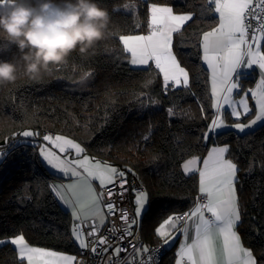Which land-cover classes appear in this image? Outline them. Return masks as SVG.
Returning <instances> with one entry per match:
<instances>
[{"label":"trees","instance_id":"obj_1","mask_svg":"<svg viewBox=\"0 0 264 264\" xmlns=\"http://www.w3.org/2000/svg\"><path fill=\"white\" fill-rule=\"evenodd\" d=\"M96 2L109 12L110 35L94 51L73 52L40 80L21 77L0 87V146L24 130L38 132L35 138L65 134L84 144L94 159L135 176L148 193L149 210L139 226L141 243L147 245L161 243L155 230L164 220L195 206L197 175H185L181 163L204 155L210 146L227 145L226 157L238 168L237 232L257 264H264V123L244 133L209 132L214 110L199 45L202 34L217 25L214 8L202 16L205 0ZM150 5L194 15L173 37V52L189 76L187 87L166 90L155 67L130 66L119 37L146 31ZM14 53V48L0 52V59ZM85 73L90 75L82 84ZM246 85L247 79L242 89ZM56 178L32 146L0 164V241L22 234L35 247L77 255L70 213L52 190ZM173 248L166 249L162 264H172ZM0 264H19L10 243L0 245Z\"/></svg>","mask_w":264,"mask_h":264},{"label":"snow or ice","instance_id":"obj_2","mask_svg":"<svg viewBox=\"0 0 264 264\" xmlns=\"http://www.w3.org/2000/svg\"><path fill=\"white\" fill-rule=\"evenodd\" d=\"M213 6L214 14H218V24L202 34L199 45L203 50V61L211 69L212 106L217 112L209 125V132L225 126L221 110L228 106L231 108V116L237 120L242 115L247 117L254 112V117L248 124L238 122L232 125L243 133L258 123H264V51L261 50V41L264 40V0H205L201 15L213 11ZM193 20L192 13L177 15L170 7L152 5L149 8L148 34L119 37L124 52L130 54L129 63L137 66L134 70H147L139 66L150 68L154 64L159 73L163 74L166 90L169 84L174 87L183 84L187 87L189 76L173 52V37ZM253 65H257L261 71L260 82L254 89H249L254 108L249 106L248 93H245L238 102L233 100L234 90L241 87L239 77L242 70ZM89 75L90 73H85V77ZM236 94L239 95V92ZM169 112L171 114V109ZM208 134L205 133V139L208 138ZM38 135V132L32 130L13 133V138L6 140V146H0V162H5L9 156L26 152L29 144L34 143L27 138ZM15 137L25 139H14ZM147 139L148 137H145V140ZM43 140L51 145V148L44 144L39 146L43 161L50 168L64 173L66 178H77L62 188L55 186L52 188L58 196H61L62 191L72 194L75 203L63 196L61 199L73 208V220H80L85 208H95L93 215L99 219V224L103 225L105 214L100 205L103 203L105 193L102 191L97 194L92 181L98 180L101 188L106 189L109 184L115 185L117 178L124 177L125 173L99 161L91 162L87 156L76 160H69L67 155L62 156L61 154H67L69 150H74L77 156L84 152V149L71 139L60 135L55 137L44 135ZM228 151L227 145L213 147L203 159L202 168H197L199 158H193L183 166L186 174L197 171L199 173L200 196L197 198L196 206L182 216H169L155 230L157 236L167 237L164 239V243L167 244L169 239L173 238L171 230L176 229L180 221H184V227L179 230L184 240L177 251L175 264H257L251 249L243 246L239 233L235 231L241 219L236 191L238 168L235 163L225 158ZM79 169H83V173ZM126 183V179H120V188L124 189ZM106 191L109 198L114 195L111 189ZM202 200L206 202H201ZM147 202L148 194L140 191L135 199L137 205L135 217L129 218L127 211L120 209L121 219L128 225L124 229L126 236L132 235L130 231L132 225L139 226L142 216L148 212ZM77 207L80 209L79 212L76 210ZM104 208L113 215L117 210L115 204L111 202L104 204ZM206 213L210 216H206ZM189 224L194 229L190 243ZM84 227L86 225L82 223H74L72 228V238L81 249L88 247ZM98 231L99 227L93 226L87 236L94 237ZM217 241L220 242L219 248ZM5 243L16 246L19 264H74L76 260L71 255L30 246L22 234L8 241H0V245ZM104 244H109V241L106 237H100L98 245ZM98 245H93V253H97ZM131 247L137 254L149 251L147 247L139 248L135 244H131ZM107 251L108 248L103 249V252ZM120 251L126 249L117 247L114 254L118 255ZM140 264L146 262L140 261Z\"/></svg>","mask_w":264,"mask_h":264},{"label":"clouds","instance_id":"obj_3","mask_svg":"<svg viewBox=\"0 0 264 264\" xmlns=\"http://www.w3.org/2000/svg\"><path fill=\"white\" fill-rule=\"evenodd\" d=\"M109 12L96 0H0V87L37 81L73 52L84 56L109 37ZM80 82H86L81 77Z\"/></svg>","mask_w":264,"mask_h":264},{"label":"built area","instance_id":"obj_4","mask_svg":"<svg viewBox=\"0 0 264 264\" xmlns=\"http://www.w3.org/2000/svg\"><path fill=\"white\" fill-rule=\"evenodd\" d=\"M255 24V21H253ZM164 83V82H163ZM171 88L173 85L169 84ZM126 179L127 183L124 185V189L119 186V180ZM106 189H111L114 195L109 198ZM106 189H100V192L104 191L105 195L103 198V203H101L102 210L106 214V221L103 225H100L96 220L93 219H83L79 221L84 227L85 238L88 241V247L85 249H78V254L80 258V264H140V261H145L146 264H162L163 256L166 253V248L162 243L158 244H147L143 245L141 243V229L137 225H132L130 231L131 236H126L124 229L128 227L127 223L121 219L120 209H124L129 214V218L135 217V207L132 203V195L140 191H145L144 185L135 177L124 176L122 178L118 177L115 185L109 184ZM122 193V195H121ZM200 196L199 191L196 193L195 206L197 203V198ZM114 203L116 206L115 214H109L108 210L104 208L106 203ZM206 202V201H201ZM181 212L176 216H182L184 213ZM178 225L181 227L184 225V221H180ZM93 226H98L99 231L94 237H88L87 233L91 231ZM100 237H106L109 244L98 245ZM123 237V239H121ZM97 244V253L92 252V247ZM131 244H135L139 248L147 247L148 252L137 254L135 250L131 247ZM119 247L126 249V251H120L118 255L114 254V250ZM104 248H108L107 252H103ZM151 258V259H149Z\"/></svg>","mask_w":264,"mask_h":264},{"label":"crops","instance_id":"obj_5","mask_svg":"<svg viewBox=\"0 0 264 264\" xmlns=\"http://www.w3.org/2000/svg\"><path fill=\"white\" fill-rule=\"evenodd\" d=\"M152 5L149 6V8L151 7ZM157 6H166V5H157ZM166 7H170V6H166ZM149 8H148V17H149ZM171 8V7H170ZM214 8V6H213ZM172 9V8H171ZM173 11V10H172ZM174 14H186V13H176L173 11ZM217 17H218V14H216ZM148 21H149V18H148ZM218 24V22H217ZM217 26V25H216ZM149 32V28H148V25H147V29L145 32L143 33H139L140 35H146L148 34ZM134 35H138V34H134ZM261 45H262V51H264V40L261 41ZM202 48V47H201ZM129 58H130V54H129ZM201 61H202V64L204 66V68L206 69L207 71V75H208V88H209V92H210V95H211V99H212V105H213V97H212V92H211V69L208 68L207 64L203 61V50H202V54H201ZM130 66H132L133 68H136L137 66H133L130 64ZM151 66L155 67L154 64H152ZM141 68H149V66H139ZM161 74V77L163 79V74ZM245 79H247V87L244 89H242V87H240V89L238 90H234V93H233V100L234 101H239L241 97L244 96L245 93H248V98H249V106L250 107H253L254 108V101L251 99V93L249 92V89H254L256 87V85L260 82L261 80V71L259 69V67L257 65H253L251 68H246V69H243L241 74H240V77H239V80H240V86L245 82ZM248 81H251L252 84L250 85L248 83ZM164 82V81H163ZM239 92V95L236 94V92ZM213 107V106H212ZM214 110V119L217 115V112H216V109L213 108ZM238 110H241L242 109H238ZM221 115L224 119V123H225V126L224 127H221V128H218L216 129L215 131L212 132V134H217L219 132H222V131H225V130H234L236 131L237 133H241L239 132L237 129H235L234 127H232L233 124L235 123H243V124H248L249 121L254 117V112L247 116L244 120L243 118L245 116H241L239 120H237V118L231 116V108H229L228 106H225V109H222L221 110ZM229 116L232 120L230 121H227L226 120V117ZM262 123H258L257 125L253 126L252 129H246L245 132L247 131H252L256 128H258ZM244 133V132H243ZM225 145H216V146H210L208 148V150L206 151V153L202 156H191L189 158H187L186 160H184L182 163H181V170L182 172L185 174V175H190V174H196L197 175V179H198V183H197V190L199 191V173L198 171L197 172H193V173H185L184 171V164L193 159V158H199L198 159V163H197V168H202L203 167V159L207 157L208 155V152L213 148V147H224ZM225 158L226 159H229L226 157V154H225ZM230 160V159H229ZM234 163V162H233ZM49 169L57 176V178L52 182V187H57V188H62L64 185H67V184H70V183H73L74 181H76V177H70V174H69V177L70 178H66L65 177V174L62 173V172H58V171H55L54 169L50 168ZM117 169V168H116ZM79 171L81 173H83L82 169H79ZM92 186L93 188L95 189L96 193L99 194L100 193V189H101V186L99 184L98 181H92ZM56 196L59 198L60 202L63 203V205L60 203V205L69 211L70 213V216H71V220H72V228H73V225L74 223H79V221L83 220V219H93V220H96V222L99 223V220L97 217H95L93 215V212L95 211V208H85L83 213H81V218L80 220H77V221H74L73 220V208L72 207H69L67 204H65L63 202V200L61 199V196H63L65 199H72L73 200V203H75L74 199L72 198V194L70 192H67V191H62L61 192V196H58L57 193L55 192ZM59 202V201H58ZM195 207V206H194ZM100 208L102 210V207L100 205ZM193 209V208H192ZM191 209V210H192ZM78 212L80 211V209L77 207L76 209ZM103 211V210H102ZM206 216H210V214L206 213ZM184 227L183 226H179L177 224V227L176 229H172L171 230V236L173 237L172 239H169V242L167 244L164 243V239H167L166 238H161L159 237L162 245L166 248V249H169L170 247H174L173 250H174V259H173V262L172 264H175L176 262V259H177V251L179 250L180 248V245H181V242L184 240V236L183 234L179 231L180 229H182ZM72 228H71V235H72ZM235 231H237V227L235 229ZM194 235V229L191 227V224H189V233H188V236H189V239H188V242L190 243L191 242V239H192V236ZM10 240V239H9ZM74 241V239H73ZM74 243L76 244V246L78 245L77 242L74 241ZM11 244V243H10ZM243 244V243H242ZM220 246V242L217 241V247L219 248ZM243 246L245 248H247L244 244ZM78 248V247H77ZM44 249V248H42ZM79 249V248H78ZM248 249V248H247ZM167 252V250H166Z\"/></svg>","mask_w":264,"mask_h":264},{"label":"rangeland","instance_id":"obj_6","mask_svg":"<svg viewBox=\"0 0 264 264\" xmlns=\"http://www.w3.org/2000/svg\"><path fill=\"white\" fill-rule=\"evenodd\" d=\"M156 69V68H155ZM158 70V69H157ZM159 71V70H158ZM179 86H183V84H181V85H179ZM45 135H51L52 137H55V136H57V135H60V136H62V137H65V138H67V139H71L73 142H75V143H78L83 149H84V152L83 153H81L80 154V156H77L76 154H75V152H74V150H69V152L67 153V154H61L62 156L63 155H67V157L69 158V160H76V159H82L84 156H87L88 158H89V160L91 161V162H96V161H98V160H96V159H94L93 157H91L89 154H87L86 153V148H85V145L84 144H82L80 141H78L77 139H75L74 137H71V136H68V135H65V134H59V133H48V134H45ZM43 136L44 135H42V137L41 138H35V137H30V138H27L29 141H31V142H34V143H30L29 144V146H32V147H34L36 150H37V153H38V156H39V158L43 161V159L41 158V156H40V151H39V146L40 145H42V144H44V145H47V147H49V148H51V145L50 144H48V142H45L44 140H43ZM20 139H25V138H23V137H21ZM57 152H58V150H56ZM44 162V161H43ZM101 164H107V165H109V166H111V167H114V168H116V166H114V165H111V164H108V163H104V162H101V161H99ZM2 162H0V164H1ZM44 164H45V166L49 169V167L50 166H48L47 164H46V162H44ZM50 170V169H49ZM55 171H57L56 169H54ZM51 171V170H50ZM53 171V170H52ZM51 171V172H52ZM82 171H83V169H82ZM53 173V172H52ZM86 175V174H85ZM93 181H98V180H93ZM99 182V181H98ZM53 188V187H52ZM144 192H146V191H144ZM55 193V192H54ZM147 193V192H146ZM138 193H135V194H133L132 195V203L134 204V207H135V209H136V207H137V205H136V203H135V199H136V195H137ZM148 194V193H147ZM56 195V194H55ZM56 198H57V200L59 201V203H61L62 205H63V203L62 202H60V200H59V198L56 196ZM147 206H148V202H147ZM104 212V211H103ZM105 214V213H104ZM144 216V215H143ZM143 216H142V218H143ZM99 220V219H98ZM142 220V219H141ZM141 220H140V222H141ZM105 221H106V214H105ZM140 222H139V226H140ZM20 235V234H19ZM17 236V235H16ZM15 237V236H14ZM26 240V239H25ZM28 243V242H27ZM29 244V243H28ZM30 245V244H29ZM11 246L15 249V247L16 246H14V245H12L11 244ZM30 246H33V245H30ZM35 247V246H34ZM77 247L78 248H80L79 247V245H77ZM39 248V247H38ZM46 250H49V249H46ZM16 251V250H15ZM52 251H54V250H52ZM55 252H57V253H63V254H67V255H71V256H74L75 258H76V260H75V262H74V264H80V258H79V254L77 253V255L76 254H74V253H66V252H61V251H55ZM16 255H17V258H18V252L16 251ZM19 260V259H18Z\"/></svg>","mask_w":264,"mask_h":264},{"label":"water","instance_id":"obj_7","mask_svg":"<svg viewBox=\"0 0 264 264\" xmlns=\"http://www.w3.org/2000/svg\"><path fill=\"white\" fill-rule=\"evenodd\" d=\"M3 143V142H2Z\"/></svg>","mask_w":264,"mask_h":264}]
</instances>
